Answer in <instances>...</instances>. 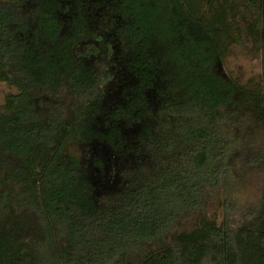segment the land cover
<instances>
[{
	"label": "trees",
	"instance_id": "trees-1",
	"mask_svg": "<svg viewBox=\"0 0 264 264\" xmlns=\"http://www.w3.org/2000/svg\"><path fill=\"white\" fill-rule=\"evenodd\" d=\"M238 47L264 65V0H0V264H264V200L203 214L264 171V71L217 73Z\"/></svg>",
	"mask_w": 264,
	"mask_h": 264
},
{
	"label": "rangeland",
	"instance_id": "rangeland-1",
	"mask_svg": "<svg viewBox=\"0 0 264 264\" xmlns=\"http://www.w3.org/2000/svg\"><path fill=\"white\" fill-rule=\"evenodd\" d=\"M264 65L262 60L251 58L250 53L240 47L235 48L231 57L223 64L218 66L217 73L224 78L231 76L240 85L245 84L248 80H252V85L258 83L262 77ZM264 97V85L261 86ZM14 93L7 85L0 82V108L4 105V98ZM240 172L234 174L226 190L211 193L206 199L205 210L203 214L206 217L216 216L218 222L227 218L232 223V226L243 221L247 216V210L256 207L264 200V171H245L240 169ZM229 209L230 211H227ZM199 213H196L186 219L180 220L179 224L174 228V231L167 237L164 242H168L172 235L185 228H191L196 222ZM160 242H154L153 248L158 250Z\"/></svg>",
	"mask_w": 264,
	"mask_h": 264
},
{
	"label": "flooded vegetation",
	"instance_id": "flooded-vegetation-1",
	"mask_svg": "<svg viewBox=\"0 0 264 264\" xmlns=\"http://www.w3.org/2000/svg\"><path fill=\"white\" fill-rule=\"evenodd\" d=\"M69 2H71V0H63V3L65 4ZM34 8H35V5L32 4L31 10L34 11ZM62 8H64V6H62ZM89 43L91 47V53L89 55H84L83 58L93 63L95 59L101 58L102 56L101 50L103 48H102V45H100L94 37L91 38ZM112 49L114 50V52H112L110 56L107 57V60H108V63L111 64L110 65V77L111 78L109 81V86L112 87L113 89L116 86V84L120 81L119 77L121 76L123 72L126 71V69L124 68L125 65L123 63V61H125V57L121 55L122 54L121 50L116 49L114 45L112 46ZM119 67H121V69ZM118 101H119V98H117L115 96V93H113L112 91V93H110V96L107 100V103L105 104L109 112L113 110L114 104Z\"/></svg>",
	"mask_w": 264,
	"mask_h": 264
}]
</instances>
